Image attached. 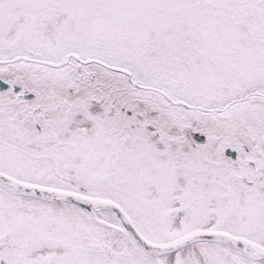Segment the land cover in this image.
<instances>
[{
	"label": "snow or ice",
	"instance_id": "1",
	"mask_svg": "<svg viewBox=\"0 0 264 264\" xmlns=\"http://www.w3.org/2000/svg\"><path fill=\"white\" fill-rule=\"evenodd\" d=\"M0 264H264V0H0Z\"/></svg>",
	"mask_w": 264,
	"mask_h": 264
}]
</instances>
